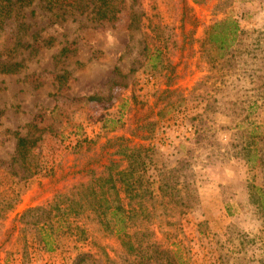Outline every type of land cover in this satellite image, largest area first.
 <instances>
[{"label":"rangeland","instance_id":"obj_1","mask_svg":"<svg viewBox=\"0 0 264 264\" xmlns=\"http://www.w3.org/2000/svg\"><path fill=\"white\" fill-rule=\"evenodd\" d=\"M76 1L37 0L0 28V62L22 65L0 70V264L122 263L120 241L93 226L56 231L74 216L53 221L47 246V215H25L103 172L115 137L151 150L150 181L196 187L199 204L152 226L179 264H264V0H124L113 21ZM230 19L243 33L222 66L206 37ZM16 133L35 142L25 163Z\"/></svg>","mask_w":264,"mask_h":264},{"label":"trees","instance_id":"obj_2","mask_svg":"<svg viewBox=\"0 0 264 264\" xmlns=\"http://www.w3.org/2000/svg\"><path fill=\"white\" fill-rule=\"evenodd\" d=\"M37 0H0V28L14 22L18 10L30 7ZM48 10L77 8L76 0H38ZM94 5V12L99 20L113 21L125 9L124 0H89ZM243 31L236 20L230 19L214 24L206 37L210 50L217 52L216 62L223 64L239 42ZM74 49L72 45L65 47L61 55L69 56ZM229 63V62H228ZM21 63L6 64L0 62L3 73H14ZM61 85L68 81V72L57 76ZM16 152L20 161L25 163L32 155L35 142L28 137H20L18 133ZM106 150H112L109 161L99 175L93 173L90 179L73 185L64 192H58L53 201L46 207L30 209L25 214L42 213L47 215V229L44 231L43 242L48 246V238L56 231L67 230L85 236L92 226L108 237H115L121 243L124 259L116 262L107 258L111 264H179L178 251L168 244L156 241V233L152 226L156 220L162 219L171 224L189 210L199 204V195L193 183H185L179 175L167 176L159 171L157 182L146 178L147 166L145 159L149 151L140 145H133L130 140L111 138ZM141 173L143 175H138ZM158 183L157 195L154 185ZM74 216L76 227H58L55 231L54 220L68 224ZM81 221V222H80ZM174 221V222H173ZM83 223H86L85 225ZM38 224V223H37ZM70 224V223H69ZM80 224V225H79ZM83 226V227H82ZM120 253V252H119ZM119 255V254H118ZM98 263L91 254H82L74 264Z\"/></svg>","mask_w":264,"mask_h":264}]
</instances>
